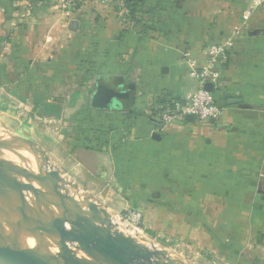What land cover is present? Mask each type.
<instances>
[{"label": "crops", "instance_id": "1", "mask_svg": "<svg viewBox=\"0 0 264 264\" xmlns=\"http://www.w3.org/2000/svg\"><path fill=\"white\" fill-rule=\"evenodd\" d=\"M153 1L141 0L133 19L117 4L88 1L70 13L62 0H0V81L9 84L0 92L13 107H30L34 122H59L55 165L65 183L81 180L77 187L87 197L124 196L129 155L139 170L146 163L138 149L169 163L183 154L199 166L200 180L191 179L194 188L180 200L146 202L140 227L155 239L152 246L172 241L212 263L264 264V176L254 174L264 169V4L244 22L251 0H178L156 20L148 13ZM227 41L229 60L212 89L221 122L156 121L168 101L191 96L189 71L203 64L206 48ZM95 85L120 96L92 109ZM86 107L94 120L119 128L74 132L66 146L64 125ZM241 170L248 175L239 176ZM110 179L115 192L105 193Z\"/></svg>", "mask_w": 264, "mask_h": 264}, {"label": "water", "instance_id": "2", "mask_svg": "<svg viewBox=\"0 0 264 264\" xmlns=\"http://www.w3.org/2000/svg\"><path fill=\"white\" fill-rule=\"evenodd\" d=\"M204 88L212 91L210 84ZM119 96L112 89L95 85L91 108L104 110L111 98ZM237 102L230 100L229 104ZM186 120L192 121L190 116ZM151 138L160 140L157 133ZM12 147V143L0 142L1 150ZM47 163V158H43L35 175L0 159V208L11 211L7 234L0 235V264H99V258L112 264H183L162 250L137 245L115 231L107 212L96 203L73 200L65 186L71 184L65 183L56 171H51V178L43 175ZM26 193L35 199L36 205L26 200ZM87 216H93L98 224ZM21 231L30 234L39 256L27 255L21 249L18 241ZM74 246L86 251L90 259L78 258Z\"/></svg>", "mask_w": 264, "mask_h": 264}, {"label": "rangeland", "instance_id": "3", "mask_svg": "<svg viewBox=\"0 0 264 264\" xmlns=\"http://www.w3.org/2000/svg\"><path fill=\"white\" fill-rule=\"evenodd\" d=\"M177 1L178 0H154L148 13L153 19L160 20L163 16L162 11L165 9V6L167 7L169 3H177ZM126 5L125 0L120 1L119 6L123 8L125 14H129V10ZM29 111L30 107L27 106L13 107L5 93L0 92V133L3 135L2 138H4H1L0 142L12 143L14 144L13 148L23 149L24 151L29 152L31 157L34 155L37 159H35V161L39 164L36 165L37 170L35 169L36 171H31V173H34L35 175L38 174L42 159L47 158L48 163L42 169L43 175L50 177L51 171H56L63 177L64 171L58 170L55 165V142L58 138L56 130L61 127L58 126L59 122L57 123L53 121L49 124L44 123L42 120H35L34 122L33 119L29 118ZM92 114L91 110L86 107V111L80 116V118L74 117L64 125L66 133L63 140H66V142H63H65L66 146L70 147L72 145L71 141L73 140L72 135L74 132L81 131L86 135H93L92 133L94 132L99 133L105 130H113L115 128L117 130L119 128L118 123L106 121L103 117L98 118V120H94L91 117ZM128 128H131V126ZM46 139L50 140L51 143L48 144ZM67 150L70 152V148ZM131 150L133 151V149ZM66 153L67 155H70V153ZM137 154L144 155L146 163L144 164V168L139 170L135 168V154L132 152L129 155L130 158L134 157V161L131 164L132 167L130 166L131 169L128 170L129 184L126 187H122L124 196L119 194L117 198L87 197L88 195L83 191V189L77 187L78 182H81V180L76 179V181H74L72 177L71 185H66V189L69 196H71L75 201H89L93 203L96 201L97 206L105 210L109 215V218L112 220L115 227V231H118L125 237L131 238L137 245L145 246L146 248L151 249L154 248L152 246L153 239L151 235L145 233V231H141V227L138 229L125 228L123 219H125V216L130 212L139 211L143 214L147 207L146 202L151 201L152 199L160 198L165 200L170 199L172 201L182 199L183 197H178L177 195L183 196L184 193L191 192L194 186L191 187L190 181L191 179H194L199 182V173H201V170H199V166L196 167L189 165V159L184 157L183 154L175 156V158H177L175 163H172L174 161L169 163L163 158V155H158L157 158L142 149H138ZM10 163L16 165L14 162ZM241 171H243V173H241ZM241 171H238L239 176L246 177V175H248L246 173L248 172L246 169V172L244 170ZM261 172L264 176V169L263 171L259 170L254 173L257 180L260 177ZM250 174L251 173H249V176ZM11 177L13 176L11 175ZM18 179L22 180L21 178ZM261 179L264 180V178ZM111 181V179L104 180L106 185L102 186V189L105 193L115 192L114 187L109 184L112 183ZM172 183H175V185ZM254 187L258 189L257 185ZM83 188H86V184H84ZM92 188L99 189V187L95 186H92ZM261 188L264 191V185ZM143 207H145V209ZM95 222L96 224L98 223L97 220ZM156 242L157 241H155V243ZM176 246V243L172 241H162L160 242L159 249L156 250H161L163 248L169 250L170 255L168 256L172 258V260L180 261L183 264H216L215 261L212 263L209 259L205 260V258L197 256L193 250L188 249L187 247L180 245ZM99 261V264H104L101 258H99Z\"/></svg>", "mask_w": 264, "mask_h": 264}, {"label": "built area", "instance_id": "4", "mask_svg": "<svg viewBox=\"0 0 264 264\" xmlns=\"http://www.w3.org/2000/svg\"><path fill=\"white\" fill-rule=\"evenodd\" d=\"M88 1H95L102 5L120 4L121 0H62L65 9L72 13L78 5ZM264 4V0H251L250 9L242 14V20L246 22L255 8ZM234 35L238 30L233 31ZM233 47L232 41H227L222 45H210L206 48V58L201 66L192 64L189 71V77L195 82L196 88L191 96L185 101H171L166 103L156 113V121L167 125L171 122H184L187 116L192 121L200 125H217L221 122L222 108L215 100L212 91L205 90V86L210 84L212 89L218 82L220 69L224 67L229 60L230 52ZM142 214L139 211L130 212L123 219V224L127 229H138L141 226Z\"/></svg>", "mask_w": 264, "mask_h": 264}, {"label": "bare ground", "instance_id": "5", "mask_svg": "<svg viewBox=\"0 0 264 264\" xmlns=\"http://www.w3.org/2000/svg\"><path fill=\"white\" fill-rule=\"evenodd\" d=\"M2 137H3V135L0 133V139ZM2 139H4V138H2ZM17 145H20V144H17ZM25 149H26V147H25ZM0 158H3L4 160L12 162V163L14 162V164H16L17 166L22 167V168L24 167V169H26L29 172H31L35 169L37 170L36 165L39 164V163L37 164V161H35L36 157L34 155H33V157H31L29 152H26L23 149H17V148H13V147L0 150ZM20 181H22V180H20ZM25 198L31 204H33V205L37 204L35 199L30 194L26 193ZM82 207L85 208L84 205H82ZM10 215H11V211L9 209H1L0 208V235L1 236L7 234L6 233V227H7L8 221L10 219ZM87 217L93 223L96 224V222H95L96 220L93 216H87ZM18 241H19L21 249L27 255L39 256V253L37 251V248L35 247L33 239L31 238L30 234L27 231H21L18 234ZM72 249L78 258L83 259V260H89L90 259L89 254L86 251L80 249L79 247L74 246ZM104 263L110 264L108 262H104Z\"/></svg>", "mask_w": 264, "mask_h": 264}, {"label": "trees", "instance_id": "6", "mask_svg": "<svg viewBox=\"0 0 264 264\" xmlns=\"http://www.w3.org/2000/svg\"><path fill=\"white\" fill-rule=\"evenodd\" d=\"M125 1H126V4H127L126 7L129 10V17L135 19V13H136L137 7L139 5V2L141 0H125ZM33 78H34L35 81H39L40 80V78L39 77H36V76H32L31 79H33ZM0 85L4 86L6 88H8V86H9V84H7L6 82H3V81H0ZM19 91H21V90H19ZM24 91H26V90H24Z\"/></svg>", "mask_w": 264, "mask_h": 264}]
</instances>
